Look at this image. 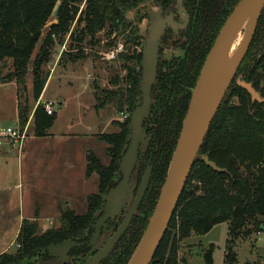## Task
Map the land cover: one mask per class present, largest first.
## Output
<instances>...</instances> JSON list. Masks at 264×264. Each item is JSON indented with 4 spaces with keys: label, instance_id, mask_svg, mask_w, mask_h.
<instances>
[{
    "label": "trees",
    "instance_id": "trees-1",
    "mask_svg": "<svg viewBox=\"0 0 264 264\" xmlns=\"http://www.w3.org/2000/svg\"><path fill=\"white\" fill-rule=\"evenodd\" d=\"M58 1L0 0V61L12 60L13 68L3 80H16L24 84L29 65L33 62V88L38 99L50 76V72L44 73L42 67L51 61L57 41L62 43L64 35L70 34V57L65 59V52H62L60 61L64 64L77 62L87 56L84 47L79 46L87 34L93 39L96 32L104 29L108 23L118 27L124 23L125 11L137 10L139 13L150 0H86L81 10L76 3L83 0H64L59 7L57 22L45 28ZM151 1L169 6L174 0ZM238 1L229 0L208 30L206 41L194 61L186 55L172 64L164 63L168 65L164 66L157 78L158 93L152 104L148 126L151 142L156 145L150 185L139 207L137 221L134 217L132 228L128 227L102 264H127L142 237L167 175L192 89L218 32ZM78 13L77 23L83 22L84 27L76 37V31L70 28ZM130 39L139 44L140 37ZM39 41V51L32 61ZM74 41L77 43L73 45ZM118 55L122 56L124 74L115 75L113 81L116 87L107 89L104 97L94 87L95 106L99 109L115 105L119 112L132 113L140 102L143 51L125 47L124 53ZM238 76L252 83L264 97V10L248 53L237 71ZM26 109L19 105L18 119L21 125L26 124ZM34 117L35 135L46 136L57 118V112L49 114L42 106H37ZM129 130L130 116L122 123V131L99 135L101 140L108 143L106 154L110 158L109 163L105 164L95 152H88L86 176L97 173L99 186L97 192L87 197L86 212L62 208L61 225L41 233L36 222L24 219L17 235L18 250L15 253H1L0 264H34L45 257H48V261L54 253L51 249L66 240H75L84 246L80 250L83 259L98 250L90 245L92 225L102 211L105 194L120 177L119 163L129 143ZM205 155L220 170L209 166L203 160ZM260 217H264V103L253 100L251 94L234 80L213 119L151 264H180L177 241L170 238L172 227H178L183 237H189L206 233L218 223L228 222L232 239L240 229L250 224H261L263 220ZM212 250L204 252L208 264H213ZM236 257L229 248L226 264H236Z\"/></svg>",
    "mask_w": 264,
    "mask_h": 264
},
{
    "label": "rangeland",
    "instance_id": "rangeland-1",
    "mask_svg": "<svg viewBox=\"0 0 264 264\" xmlns=\"http://www.w3.org/2000/svg\"><path fill=\"white\" fill-rule=\"evenodd\" d=\"M63 1H58L49 21L59 17V7ZM85 1L76 3V5H79L80 10L84 7ZM156 3L151 0L146 2L144 10H140L139 13L137 10L125 11L123 15L124 23H121L118 27L108 23L104 29L96 32L93 39L87 34L84 41L79 44V46L84 47V53L87 56L77 62L64 64L60 61L62 52H65V59L70 57L71 39L69 33L64 35L62 43L60 41L55 43L51 61L42 67L44 73L50 72L44 98L54 100L56 102L53 101L55 109L58 110L57 101L65 102V112L62 124L50 130L52 133L49 131L46 138H35L36 136H34V111L37 106H42L44 111H46L47 102H41L39 100L40 97L38 99L34 92L35 73L33 62L30 63L25 75V83L22 84L16 80L4 82L3 79L6 74L13 70L12 60L0 61V138L13 144V146H8L9 156L7 159L3 154H0V252L5 248L9 253H15L18 250L17 231L20 227L21 219L33 217L36 210L40 211L38 219H36L39 233L44 232L48 228L58 227L61 224V215L56 216L54 214L51 209L52 202L50 204V201L56 196L62 197L61 194L63 192L70 190L68 187L73 181L71 177L73 173V177H77V179L74 182V189L69 192L71 205H65V207L75 209L78 213L86 211L87 195L97 191L99 176L95 173L87 180L85 179L84 165L86 159L83 157L81 148L90 145L105 164L109 163L110 158L106 154L107 142L103 140L94 141L92 139L89 141L84 134L100 131L106 133L120 132L122 131V123L125 118L130 116L131 120L132 115V113L127 112L125 113L126 116L112 123L113 117L120 116L115 105H107L99 113L96 112L94 107H87L91 100L94 99L91 89L95 87L96 92L104 97L107 89L116 87L113 81L115 75L124 74L121 68L122 56L118 54L124 53L125 47L144 52L146 41L149 38V28L153 23V20L148 17V10L156 11L154 8ZM78 16L79 13L71 23L70 28V30L74 29L76 31V37L79 30L84 27L83 22L77 23ZM243 32L244 29L238 36L233 49L236 48L242 39ZM46 33L47 31L44 32L43 37ZM131 37H140L139 44L137 45L133 42L130 39ZM127 39L131 42H127ZM41 41H39L34 50L32 61L39 51ZM76 43L74 41L73 45ZM119 45H122V52L119 51L116 54L117 57L113 59L107 58L106 54ZM178 53L177 49L172 48L166 50L163 58L169 61L171 55ZM58 58L59 64L56 65ZM142 81L143 78L141 83ZM157 93L158 88L155 89L153 86V102H155ZM20 104L23 105V108H27L25 125H21L18 120ZM149 118L150 116L145 124L147 132L146 142L141 151L142 157L143 154L144 157L147 155L149 157L147 158L146 166L140 162L137 164L131 188L119 217L110 226L104 228L101 235L92 245L94 249H99L103 246L114 232L116 226L124 218L146 168L151 167L153 171L156 145L151 142V135L148 133ZM93 119L95 120L94 122H92ZM110 119L111 121L109 122ZM10 126L20 127L23 130L27 129L25 132L26 138L21 145L15 143L6 134V129ZM68 128H71L72 131H67ZM66 132H71V134L67 135ZM64 133L65 135H62ZM129 134L130 136L132 134L131 126ZM73 166L74 168H71ZM119 178L117 181L120 180ZM137 215L138 213L135 216V221H137ZM259 219L263 220L261 224H250L240 229L232 239L229 234L228 222L218 223L206 233H196L189 237H183L179 233L178 227H172L170 238H175L177 241L180 264H208L205 260L204 252L209 249H213V264H226V254L229 248L237 256L234 261L236 264H264V244L262 241L264 238V217ZM30 221L35 222L34 220ZM131 225L133 226L132 222ZM260 228L262 230H258ZM260 231H262V234H259ZM81 247L84 246L82 244L76 246V249L71 252L67 260L57 256L56 259L50 258V260L46 261L48 257H45L34 264H82L83 254L80 252Z\"/></svg>",
    "mask_w": 264,
    "mask_h": 264
},
{
    "label": "water",
    "instance_id": "water-1",
    "mask_svg": "<svg viewBox=\"0 0 264 264\" xmlns=\"http://www.w3.org/2000/svg\"><path fill=\"white\" fill-rule=\"evenodd\" d=\"M263 10L264 0H239L218 32L192 89L188 108L153 214L127 264H151L153 261L213 119L232 82L236 80L239 86L251 94L253 100L264 103V97L252 83L247 82L242 76L236 77L253 41ZM56 22L57 19L49 21L46 27ZM165 24L166 22L158 24L155 22L149 28V38L143 54L140 102L131 115L132 134L119 164L121 178L104 196L102 211L92 225L94 231L90 245L95 243L108 221H115L119 217L131 188L137 164L140 162L141 151L147 137L145 124L153 104L152 89L158 76L159 39L165 29ZM243 29L242 39L233 49ZM203 160L214 169L220 170L207 155L203 156ZM151 174L150 167L143 173L136 194L119 226L84 264H102L109 257L138 213L148 189ZM80 245L81 243L75 240H66L51 250L67 260L70 250Z\"/></svg>",
    "mask_w": 264,
    "mask_h": 264
},
{
    "label": "flooded vegetation",
    "instance_id": "flooded-vegetation-1",
    "mask_svg": "<svg viewBox=\"0 0 264 264\" xmlns=\"http://www.w3.org/2000/svg\"><path fill=\"white\" fill-rule=\"evenodd\" d=\"M228 3L229 0H174L173 3L169 6H161L156 3V6L154 7L156 11L148 10V17L153 20L152 25L155 22L157 24L166 22L165 29L159 39L158 75L160 74V71L164 69V66L166 67L168 65L164 63L172 64L174 60L178 58L181 59V57L186 55L189 56L187 58L194 61L195 55L198 53L201 46L206 41L208 30L211 28L212 24L215 22L216 18L222 12L225 6L227 7ZM172 48L177 49L179 53L171 55L170 60L166 61L167 59L163 58V55L166 50ZM154 88H157V84L154 85ZM147 158H149L148 155L146 157H144V154L143 157L140 156V163H143V165L146 166V163L148 161ZM148 168L149 167H147L146 170ZM109 222L110 221H108L107 224L102 228V231L105 227H108L112 223H114V221L111 224ZM118 226L119 225H117L116 228ZM101 233L99 234V236L101 235ZM75 249V247L72 248L69 252V255ZM92 255L87 256L85 259H82L85 260L82 261V264H84ZM57 256L60 255L53 253V256L51 258L56 259Z\"/></svg>",
    "mask_w": 264,
    "mask_h": 264
},
{
    "label": "crops",
    "instance_id": "crops-1",
    "mask_svg": "<svg viewBox=\"0 0 264 264\" xmlns=\"http://www.w3.org/2000/svg\"><path fill=\"white\" fill-rule=\"evenodd\" d=\"M59 64V58L57 59V62H56V65H58ZM52 73V72H51ZM47 83V82H46ZM46 85H45V88H44V90H43V93L41 94V96H40V101L41 102H48V101H51V102H53L54 100H50V99H45L44 97H45V94H46ZM91 91H92V95H93V97H94V99H92L91 100V103L90 104H88V106L87 107H94L95 109H96V112H98L99 113V111H101V109L102 108H99V109H97L96 108V97H95V90H94V87L91 89ZM55 102V101H54ZM56 103V102H55ZM55 103H54V109H55ZM57 105H58V108H59V110L58 109H55V111L57 112V118H56V120H55V122H54V124L51 126V128L49 129V131L50 130H53L54 128H56L57 126H59V124L61 125L62 124V118L64 117V112H65V102H61V101H57ZM120 114H118V112H116V114H118V115H120V116H115V117H113L112 119V123H113V121H116V120H119V118L121 119V118H123V116H125V113L124 112H119ZM19 120V119H18ZM95 120L93 119V121L92 122H94ZM111 121V119L109 120V122ZM72 122V121H71ZM68 125H70V124H68ZM71 128H72V126H70ZM71 128H68V130L67 131H72L71 130ZM51 132V131H50ZM52 133V132H51ZM102 133H106V132H91V134H88V133H85L84 135L85 136H87V140H89V141H91V139L92 140H94V141H96V140H101L100 139V137H99V135L100 134H102ZM66 134L67 135H70L71 134V132H66ZM62 135H65V133L64 134H62ZM34 136H36V135H34ZM48 135H46V136H36L35 138H46ZM89 137V138H88ZM0 154H3L4 155V157L7 159L8 158V152H9V150H8V146H13V144L12 143H10V142H6V141H4L3 139H1L0 138ZM10 148V147H9ZM82 149V153H83V157L86 159V156H87V154H88V152L89 151H93V152H95L97 155H98V153L95 151V149L94 148H91L90 147V145H86L84 148H81ZM99 156V155H98ZM100 157V156H99ZM101 158V157H100ZM101 160H102V158H101ZM103 161V160H102ZM6 162H7V160H6ZM104 162V161H103ZM105 163V162H104ZM85 168H84V177H85V179L87 180V178H89V177H87L86 176V170H87V159H86V163H85ZM71 168H74V166L73 167H71ZM95 174V173H94ZM73 175H74V173L72 174V178H73V181H72V183H71V185L68 187V189H70L69 191H66V192H63L61 195H62V197L61 196H56L54 199H52L51 201H50V204H51V202H52V207H51V209H52V211L54 212V214L57 216V215H61V209L62 208H66L65 207V205H71V196H69V192H71V190H73L74 189V182L76 181V179H77V177L76 178H74L73 177ZM78 175V174H77ZM83 175V174H82ZM93 175V174H92ZM91 177V176H90ZM98 186H99V182H98ZM97 191H98V188H97ZM97 191H95V192H97ZM91 193H94V192H91ZM91 193H89L88 195H87V197L91 194ZM66 199V200H65ZM72 209V208H71ZM86 209H87V207H86ZM75 210V209H74ZM86 212V211H85ZM40 213V211L39 210H36L35 212H34V214H33V217H31V218H28L29 220H34L35 222H36V219H38V214ZM24 219V218H23ZM23 219H21V222H20V227H21V224H22V221H23ZM27 219V218H26ZM61 225V224H60ZM59 225V226H60ZM58 226V227H59ZM20 227H19V229H20ZM53 228H56V227H53ZM19 229H18V231H17V235H18V232H19ZM7 249L5 248V249H3V250H1V252H0V254L1 253H4V252H7L6 251Z\"/></svg>",
    "mask_w": 264,
    "mask_h": 264
},
{
    "label": "built area",
    "instance_id": "built-area-1",
    "mask_svg": "<svg viewBox=\"0 0 264 264\" xmlns=\"http://www.w3.org/2000/svg\"><path fill=\"white\" fill-rule=\"evenodd\" d=\"M122 45L117 46L115 49H112L106 54V57L109 59H113L116 57V54H118L119 51H121ZM46 110L49 114H52L55 109H54V103L53 102H47L46 104ZM126 116V115H125ZM25 130V131H24ZM22 129L20 127H7L6 129V134L13 139L15 143H19L20 145L24 142L26 138L25 132L27 129ZM259 234H262V231H260ZM262 239V237H261ZM263 244H264V238L262 239Z\"/></svg>",
    "mask_w": 264,
    "mask_h": 264
}]
</instances>
